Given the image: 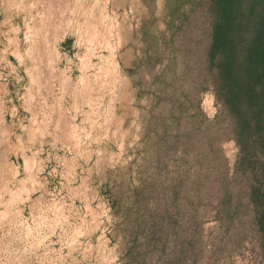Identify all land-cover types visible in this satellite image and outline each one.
I'll return each mask as SVG.
<instances>
[{
    "label": "rangeland",
    "instance_id": "rangeland-1",
    "mask_svg": "<svg viewBox=\"0 0 264 264\" xmlns=\"http://www.w3.org/2000/svg\"><path fill=\"white\" fill-rule=\"evenodd\" d=\"M212 2L0 0V264H264Z\"/></svg>",
    "mask_w": 264,
    "mask_h": 264
},
{
    "label": "trees",
    "instance_id": "trees-1",
    "mask_svg": "<svg viewBox=\"0 0 264 264\" xmlns=\"http://www.w3.org/2000/svg\"><path fill=\"white\" fill-rule=\"evenodd\" d=\"M256 10L261 13L254 17ZM212 13L209 65L216 75L211 88L242 133L254 129L263 134L264 0H249V5L244 0H213ZM256 197L252 191L251 199Z\"/></svg>",
    "mask_w": 264,
    "mask_h": 264
}]
</instances>
